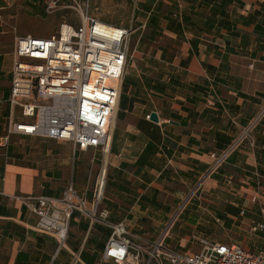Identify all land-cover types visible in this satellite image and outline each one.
<instances>
[{
    "label": "crops",
    "instance_id": "crops-1",
    "mask_svg": "<svg viewBox=\"0 0 264 264\" xmlns=\"http://www.w3.org/2000/svg\"><path fill=\"white\" fill-rule=\"evenodd\" d=\"M45 1L0 0V137L11 115L13 38L31 34L29 22L46 17ZM138 1L144 26L169 42L157 47L160 55H146L139 81L120 93L99 210L151 241L206 172L209 154L237 133L232 121L244 124L264 101V0ZM150 112L157 122L145 119ZM251 140L203 180L170 230V247L196 252L205 239L264 249V232L253 230L264 223V119ZM86 151L20 134L0 145V264H100L107 224L75 213L59 247L54 236L35 231L36 216L13 200L58 197L73 183L90 201L94 186L83 179L94 166L76 160Z\"/></svg>",
    "mask_w": 264,
    "mask_h": 264
},
{
    "label": "built area",
    "instance_id": "built-area-1",
    "mask_svg": "<svg viewBox=\"0 0 264 264\" xmlns=\"http://www.w3.org/2000/svg\"><path fill=\"white\" fill-rule=\"evenodd\" d=\"M90 2L46 0V16L65 12L55 33L14 36L8 97L11 115L0 145L13 134H20L66 143L74 150L93 149L102 156L110 153L109 127L119 102L133 28L93 16ZM256 110L244 124L232 121L237 133L222 150L209 154L212 161L208 169L151 241L130 233L122 221H107L108 210H99L104 186L97 181L90 201L73 183L66 185L58 197L30 194L15 195L13 200L36 216L35 231L51 234L59 247L68 236L75 213L91 224H107L111 235L100 264H264V249L251 252L234 243L199 239L201 248L189 252L167 243L188 201L199 196L203 180L216 173L238 148L252 143V133L264 119V101ZM145 119H150V113ZM253 230L264 232V223L256 224Z\"/></svg>",
    "mask_w": 264,
    "mask_h": 264
},
{
    "label": "rangeland",
    "instance_id": "rangeland-1",
    "mask_svg": "<svg viewBox=\"0 0 264 264\" xmlns=\"http://www.w3.org/2000/svg\"><path fill=\"white\" fill-rule=\"evenodd\" d=\"M139 4L140 3L138 0H91L90 2L89 10L91 11L93 16L111 24H118L127 27L131 25L133 28V32L130 36L128 54L129 57L124 69V78H126V81H124L123 79V82L121 83V93L127 91L130 88H134L133 83L139 81L141 74L140 66L141 64H146V55L148 57L160 55L158 54L157 47H159L162 42H169L168 38H165L160 34L158 38H155L157 42H150V40L146 36L147 31H149L148 26H144L143 24L146 17L145 15L142 16L141 13H139L138 9H136L140 8ZM164 6L166 5L164 4ZM68 14L70 16H73L72 12L70 11ZM62 15H65V12L58 11L54 13V15H45L46 17L44 18L32 20L31 22H29L28 31L31 33V35L34 36H50L51 34L55 33L58 28L57 26L59 22L63 20ZM151 67L155 68V70L150 68V70L152 71L151 74L155 75V72H158L157 66L152 65ZM140 82L138 84H140ZM76 160L77 164L81 165L84 164V162H87L89 165L93 164L95 171L92 172L91 175L86 174V177L83 179V183H89V188L91 186L93 187L94 183H96V181L98 180V174L100 173L101 169H103V156L98 151L88 149V151L84 153L83 157L79 156L76 158ZM105 186L106 175L103 189L105 188ZM213 238L216 239L217 237ZM199 247L201 248V246ZM200 248L194 249L192 251L199 250Z\"/></svg>",
    "mask_w": 264,
    "mask_h": 264
},
{
    "label": "bare ground",
    "instance_id": "bare-ground-1",
    "mask_svg": "<svg viewBox=\"0 0 264 264\" xmlns=\"http://www.w3.org/2000/svg\"><path fill=\"white\" fill-rule=\"evenodd\" d=\"M116 110V109H115ZM115 112V111H114ZM113 117H114V113H113ZM112 121H113V119H112ZM111 121V124H110V127H109V130H110V136H111V133H112V126H113V122ZM104 157V167H103V170L100 172V176L98 177V180H97V183H98V185H100V187H103L104 186V182H105V164H106V162H107V154H105V156H103Z\"/></svg>",
    "mask_w": 264,
    "mask_h": 264
},
{
    "label": "trees",
    "instance_id": "trees-1",
    "mask_svg": "<svg viewBox=\"0 0 264 264\" xmlns=\"http://www.w3.org/2000/svg\"><path fill=\"white\" fill-rule=\"evenodd\" d=\"M156 22H157V19H155V18H150V19H148V21H147V23H150L151 25H152V27H155L157 24H156ZM149 30V29H148ZM157 35V33L154 31V29L153 30H149V31H147V34H146V36L148 37V39H150V40H154V38H155V36ZM141 69H143L142 70V73H144L145 72V69L143 68V66L141 67ZM123 79H124V81H126V78H124V76H123ZM122 82H123V80H122ZM125 83V82H124Z\"/></svg>",
    "mask_w": 264,
    "mask_h": 264
},
{
    "label": "water",
    "instance_id": "water-1",
    "mask_svg": "<svg viewBox=\"0 0 264 264\" xmlns=\"http://www.w3.org/2000/svg\"><path fill=\"white\" fill-rule=\"evenodd\" d=\"M150 120L157 122L158 121V116L157 113L155 112H150Z\"/></svg>",
    "mask_w": 264,
    "mask_h": 264
}]
</instances>
